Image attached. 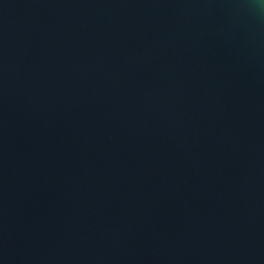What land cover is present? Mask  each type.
Returning <instances> with one entry per match:
<instances>
[{
	"label": "water",
	"instance_id": "obj_1",
	"mask_svg": "<svg viewBox=\"0 0 264 264\" xmlns=\"http://www.w3.org/2000/svg\"><path fill=\"white\" fill-rule=\"evenodd\" d=\"M0 264H264V0H0Z\"/></svg>",
	"mask_w": 264,
	"mask_h": 264
}]
</instances>
